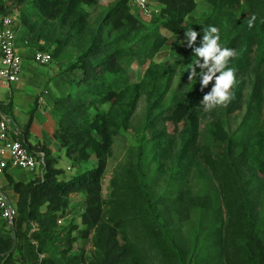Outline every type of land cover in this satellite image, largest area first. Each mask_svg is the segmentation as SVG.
<instances>
[{"label":"trees","instance_id":"trees-1","mask_svg":"<svg viewBox=\"0 0 264 264\" xmlns=\"http://www.w3.org/2000/svg\"><path fill=\"white\" fill-rule=\"evenodd\" d=\"M132 1L114 0L109 6L101 0H0V17L15 12L28 45L49 50L52 60L67 61L65 71L73 73L54 102L58 126L53 136L70 168L77 169L62 179L65 169L57 165L58 157L39 145L45 152L42 174L29 181L8 175L18 195V214L14 235L0 237V256L10 261L14 248L25 243L31 264H152V252L168 264H264V0H210L212 9L200 24L192 15L198 0H155L162 6L149 18L151 23L178 36L162 62L154 58L168 37L151 29ZM252 14L256 21L249 28ZM207 25L218 28V43L235 49L236 56L226 65L235 70L231 100L205 112L199 103L214 81L203 90L198 77L189 81L193 52L184 35L193 27L200 33L198 46L200 30ZM68 47L72 50L66 53ZM134 60L148 66L139 81L124 83V65ZM180 65L185 73L174 79ZM196 71L200 72L198 67ZM142 96L147 101L143 124L147 138L140 153L149 154L158 169L180 182L226 183L234 192V201L227 203L229 223L221 203L207 190L188 198L191 192L185 195L183 187H177L176 197L162 195L156 200L143 156L134 169L149 229L147 245L140 246L122 233L123 216L105 212L102 180L114 136L131 126ZM0 107L7 113L11 110L6 101H0ZM244 107L242 120L231 130L229 115ZM93 157L96 164L84 167ZM75 194L84 195L80 222L71 219L62 224ZM194 208L211 216L203 238L198 245L194 242L195 250L182 246L167 229L174 213L187 216L185 212ZM80 239L91 240L93 256L77 244Z\"/></svg>","mask_w":264,"mask_h":264},{"label":"rangeland","instance_id":"rangeland-1","mask_svg":"<svg viewBox=\"0 0 264 264\" xmlns=\"http://www.w3.org/2000/svg\"><path fill=\"white\" fill-rule=\"evenodd\" d=\"M108 0H101L104 4ZM155 7H159L155 0ZM101 4V5H102ZM115 3L110 2L109 6H113ZM212 9V4L210 0H198V6L193 12V17L196 18L198 24L202 23L204 18L208 16ZM101 7L97 10L99 12ZM94 12L93 16H96ZM15 13V12H14ZM11 13V14H14ZM8 15V14H6ZM149 24L151 29H160L168 37V41L162 47L160 52L155 56L154 60L157 62H162L166 60L169 56L172 44L178 38L177 35L172 34L165 28H158L156 25L152 24L150 19L144 18ZM72 50V47L65 49V52ZM36 62V61H35ZM37 63V62H36ZM34 63V64H36ZM59 60H51V63L47 65L36 64L41 71L49 70L50 66H56ZM148 66V63L142 64L137 60L131 63H126L124 65L126 72L122 77L124 83H133L139 81ZM198 70L199 67H198ZM45 71V72H46ZM181 73H185V68L180 65L175 69V78ZM249 88L246 90L248 94ZM248 98V97H247ZM169 100V98H166ZM147 101L145 96H142L139 100L137 109L131 118V126L128 129L121 130L117 135L114 136V141L112 145V153L108 157L107 166L105 174L102 180V193L104 198V210L106 213H115L124 217V222L122 224V233L130 237L134 243H138L140 246L147 245V239L149 237V229L144 224V217L142 214V209L138 200V190L135 185V180L137 173L135 172V163L137 158L142 157L140 153V145L146 142V138L143 134V124L145 122ZM245 113V107L243 109H238L229 115V127L231 130L235 129L237 125L242 120ZM12 115V111H9ZM57 165L65 169L64 173L61 174L62 179L69 178L72 174L76 173V168H70V160L62 154L61 157L58 156ZM143 160L145 162L144 169L146 171V177L149 181L150 189L153 196H156V200L162 196L166 195L168 197H176L177 190L183 187L185 195L188 191V198L193 195H197L198 192L207 190L210 195L222 205L223 217L226 223H229L230 207H227V203L234 201V192L226 183H220L219 180H211L199 182L196 180H190V182H180L175 176L171 177L169 172L161 171L157 168V165L152 159H150L149 154H144ZM97 159L91 158V160L84 165V167H92L96 164ZM178 187V188H177ZM118 193L117 195H115ZM119 193L121 195H119ZM264 195V194H263ZM73 201L71 203V212L66 217L61 219L60 223H66L71 219L75 222H80V213L84 209V195L75 194L73 196ZM10 201L14 203V197L10 196ZM185 198V196H184ZM187 216H179L174 213L173 218H170L167 222V229L173 235L178 243L184 247H191L195 250L194 242L197 241V245L200 239L203 238V230L209 226V219L211 218L209 212H203V209L194 208L187 210L185 212ZM261 218L264 225V199L261 207ZM15 221V219H14ZM34 227H37L36 222H32ZM14 235L13 227H9L7 221L3 220L0 216V237H9ZM121 235V233H120ZM121 237V236H120ZM19 242V241H18ZM17 245L19 246V243ZM77 244L84 246L88 256L94 255V245L91 240H79ZM137 247H140V246ZM76 251V250H75ZM11 260L8 261L7 257L4 258L2 254L0 257V264H31L32 256L28 251L27 245L21 243V247L14 248L12 252ZM153 253V263L152 264H168L163 262L161 256H155ZM145 260L147 257H144ZM170 264V263H169Z\"/></svg>","mask_w":264,"mask_h":264},{"label":"crops","instance_id":"crops-1","mask_svg":"<svg viewBox=\"0 0 264 264\" xmlns=\"http://www.w3.org/2000/svg\"><path fill=\"white\" fill-rule=\"evenodd\" d=\"M112 1L114 0H108L104 4ZM155 3L159 7L162 6L157 1ZM24 41L23 31L17 26L16 47L22 59V71L20 79L15 82L6 83L0 80V101L10 103L12 117L21 128L24 129L31 120L28 132L25 134L31 147L38 149L39 145H45L51 150L52 155L58 154L61 157L64 151L53 136L58 126L53 106L56 97L66 90L68 80L73 73L65 71L67 65L65 60H59L56 66H50L49 70H45L46 72L39 70L36 65L38 63L33 59L34 48L25 44ZM50 63L51 61L43 65L48 66ZM31 109H34L32 116ZM36 174L33 171L8 165L0 174V187L7 196H13L16 203L18 195L9 182L8 175L15 180L29 181Z\"/></svg>","mask_w":264,"mask_h":264},{"label":"built area","instance_id":"built-area-1","mask_svg":"<svg viewBox=\"0 0 264 264\" xmlns=\"http://www.w3.org/2000/svg\"><path fill=\"white\" fill-rule=\"evenodd\" d=\"M133 5L143 18L149 19L158 11L151 0H133ZM18 19L15 14L0 17V80L12 83L20 79L22 59L17 51ZM25 44L28 42L25 40ZM33 59L37 63L47 64L52 60L49 50L34 49ZM8 165L42 174L45 167V152L27 144L25 133L11 114L0 107V174ZM18 214L16 204L0 187V215L9 227H14ZM61 220H59L60 222Z\"/></svg>","mask_w":264,"mask_h":264},{"label":"clouds","instance_id":"clouds-1","mask_svg":"<svg viewBox=\"0 0 264 264\" xmlns=\"http://www.w3.org/2000/svg\"><path fill=\"white\" fill-rule=\"evenodd\" d=\"M255 21L256 15L252 14L248 18V27L251 28ZM200 31L203 35L198 46H195V42L200 33L193 27L185 30L184 41L193 52L189 81L191 82L194 76L198 77L201 90L214 81L199 103L203 106V111L208 112L217 106L226 105L231 100L229 89L235 83V70L226 65L230 58L236 56V51L233 48L222 47L218 43L220 35L216 26H203ZM197 67L200 69L199 73L196 71ZM102 107L107 110L108 105L105 104Z\"/></svg>","mask_w":264,"mask_h":264}]
</instances>
